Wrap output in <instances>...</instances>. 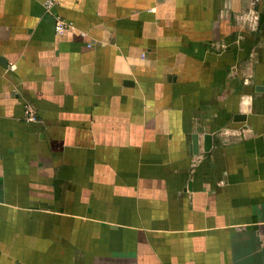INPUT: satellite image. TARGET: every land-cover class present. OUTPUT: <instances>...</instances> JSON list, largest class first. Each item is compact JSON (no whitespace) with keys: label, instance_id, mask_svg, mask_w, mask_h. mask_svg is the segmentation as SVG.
Wrapping results in <instances>:
<instances>
[{"label":"crops","instance_id":"obj_1","mask_svg":"<svg viewBox=\"0 0 264 264\" xmlns=\"http://www.w3.org/2000/svg\"><path fill=\"white\" fill-rule=\"evenodd\" d=\"M45 1L0 0V264H264V6Z\"/></svg>","mask_w":264,"mask_h":264},{"label":"built area","instance_id":"obj_2","mask_svg":"<svg viewBox=\"0 0 264 264\" xmlns=\"http://www.w3.org/2000/svg\"><path fill=\"white\" fill-rule=\"evenodd\" d=\"M254 5H263L264 6V0H252ZM57 4L56 0H47L44 3V9L46 12H50ZM72 28V24L68 23L60 18L56 19V32L60 33L65 29ZM15 66H11V70H15ZM26 122L34 123L38 121V117L36 113L32 110H28L26 113Z\"/></svg>","mask_w":264,"mask_h":264}]
</instances>
